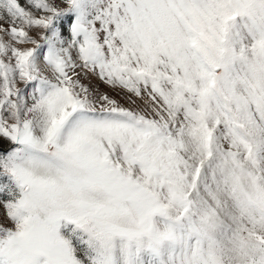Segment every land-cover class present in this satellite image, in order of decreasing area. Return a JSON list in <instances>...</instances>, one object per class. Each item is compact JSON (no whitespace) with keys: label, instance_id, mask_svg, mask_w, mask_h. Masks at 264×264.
<instances>
[{"label":"snow or ice","instance_id":"6c2138e0","mask_svg":"<svg viewBox=\"0 0 264 264\" xmlns=\"http://www.w3.org/2000/svg\"><path fill=\"white\" fill-rule=\"evenodd\" d=\"M0 208V264H264V0H0Z\"/></svg>","mask_w":264,"mask_h":264},{"label":"rangeland","instance_id":"374dc122","mask_svg":"<svg viewBox=\"0 0 264 264\" xmlns=\"http://www.w3.org/2000/svg\"><path fill=\"white\" fill-rule=\"evenodd\" d=\"M85 83H90L91 86L93 87H98L101 91H108L110 92L112 95H117L115 92H112L111 89H109V87L105 84H103L102 82H100L97 79H92L91 81L86 80ZM121 99V102L124 103L123 99L121 97H117ZM0 212H3V209L0 208Z\"/></svg>","mask_w":264,"mask_h":264}]
</instances>
